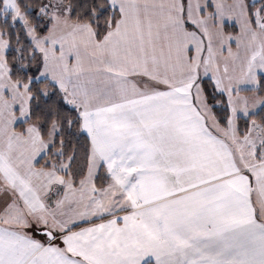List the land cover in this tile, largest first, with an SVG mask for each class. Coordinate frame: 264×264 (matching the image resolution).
Segmentation results:
<instances>
[{
  "label": "snow or ice",
  "instance_id": "1",
  "mask_svg": "<svg viewBox=\"0 0 264 264\" xmlns=\"http://www.w3.org/2000/svg\"><path fill=\"white\" fill-rule=\"evenodd\" d=\"M0 264H264V0H0Z\"/></svg>",
  "mask_w": 264,
  "mask_h": 264
}]
</instances>
